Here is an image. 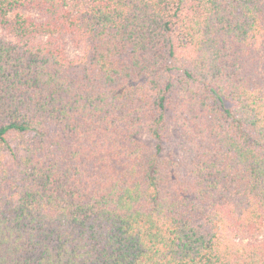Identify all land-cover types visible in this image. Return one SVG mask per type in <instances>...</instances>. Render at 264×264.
Wrapping results in <instances>:
<instances>
[{
	"label": "trees",
	"instance_id": "16d2710c",
	"mask_svg": "<svg viewBox=\"0 0 264 264\" xmlns=\"http://www.w3.org/2000/svg\"><path fill=\"white\" fill-rule=\"evenodd\" d=\"M263 233L264 0H0V264H264Z\"/></svg>",
	"mask_w": 264,
	"mask_h": 264
},
{
	"label": "rangeland",
	"instance_id": "374dc122",
	"mask_svg": "<svg viewBox=\"0 0 264 264\" xmlns=\"http://www.w3.org/2000/svg\"><path fill=\"white\" fill-rule=\"evenodd\" d=\"M145 140H147V141H151V139H150V137H148V136H145V138H144ZM261 237H263L264 238V233L261 235Z\"/></svg>",
	"mask_w": 264,
	"mask_h": 264
}]
</instances>
